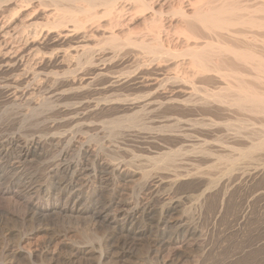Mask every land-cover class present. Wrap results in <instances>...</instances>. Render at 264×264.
<instances>
[{
	"label": "bare ground",
	"instance_id": "1",
	"mask_svg": "<svg viewBox=\"0 0 264 264\" xmlns=\"http://www.w3.org/2000/svg\"><path fill=\"white\" fill-rule=\"evenodd\" d=\"M250 1H253V3H249ZM5 11L10 12L7 19L5 15L2 16ZM0 17L3 18L0 19V75L14 76L15 84L25 83V85H28L25 89L18 91L21 92V97H24L25 94L28 95L26 100L33 97L34 91L47 88L48 92L46 89L47 94L45 96H48L43 97L40 102L42 105H36L38 106L36 110L39 107H45L43 102H45V105L48 102V107L52 103H60L59 100L62 101L68 94L73 93L75 96L72 97L74 102L67 107L64 106L65 108L62 107L65 109V114L61 112L67 115L69 122L81 121L80 123H82L91 118L88 114L100 115L103 114L101 112L120 108L119 110L125 113V115L123 114L124 117L122 116L124 121L127 122L125 125L131 127L135 125L133 123L138 122V117L141 116L140 119H142V115H146V112L166 109L167 111H173L172 114L174 112L178 114L177 116L180 118H174L170 115L177 123L179 121L182 123V118L187 115H195L197 112L204 114V116L205 114L211 116V118L204 120L197 118L185 119L188 122L183 119L182 121L186 125L188 124L189 126H187L190 129L198 128L201 132L206 130L210 134H216L218 132L217 128L224 127L226 131H229L228 135L231 134V131L233 132L232 139H230L233 140V142H230L233 145L230 147L231 149L228 145L230 151L228 150L229 152H226V154L224 152V154L218 153L215 155V150L208 148V146L201 149L200 146L198 147V154L200 153L199 155L203 156L204 159L207 160L214 156L213 161L211 158L207 160L212 162L205 165L204 168L207 166L205 169H200L202 164L198 166L199 163H197L196 165L199 168H195L197 170H194V172H191L192 168L190 170L185 168V172L178 170L179 162L175 163V165L178 164L177 167L173 165L174 160L175 162L179 161L176 159L181 154L179 150H170L171 152L168 151L162 156L160 155V157L153 160L151 169L142 172L133 170L135 166L132 169H125L127 166L123 169L124 164L119 165L121 162L116 167L105 162L106 165L104 166L103 161L99 162L100 164L97 162L102 169L112 167L111 171H117L123 181L129 182L137 176L134 182L141 180L140 187L147 186L150 188L151 186L154 190L158 186L156 185L157 187L153 188L150 185L153 183H150L151 180H157L156 183L161 184L165 182L170 190L175 189V186L177 187L183 182L201 190L197 197L198 200L200 198L203 200L207 196L215 194L221 202L220 210L233 192H241L243 194L241 200L245 201L247 205L250 204L255 209L257 207L255 204L260 202L263 208L255 211L250 206L253 211L247 210L244 216L251 217L250 214L253 213L256 216L259 213L261 218L264 219V0H0ZM32 84L34 86L31 92L28 88ZM15 88L17 87L15 86ZM17 90L19 89L17 88ZM125 90H144L145 92L142 95L136 94L133 97L118 93V91ZM197 91H202V95L193 97ZM104 92H108V94L109 92L116 93H111V96L106 97H93ZM35 100L37 101V99ZM31 109L33 108L31 107ZM160 111L163 113L165 110ZM167 111L163 114H166ZM176 114L173 116H176ZM165 117L167 115L156 118L157 120H151L153 123L159 124L154 125L156 128L158 126V129H164V127L169 126L167 124H170L167 122L169 119ZM230 117H235V120L232 118L233 123L230 122ZM63 118H66V116H63ZM152 121L149 122L151 126L153 125ZM53 123L48 126L47 131L43 134H34L35 136H31L29 139L25 137L27 140L19 138V134L15 139L11 136L12 139L6 145L7 147H13V150L18 149V157L23 162H30L31 156L34 159L37 153L36 156L45 157L44 144L47 147H57L64 138L65 141L78 143L75 138L67 134V131H65V137H63L65 133L61 131L52 132V129L57 130L53 127ZM90 123L91 120L87 124L90 125ZM149 123L147 124L150 126ZM173 123L171 124L173 125ZM177 123H175L176 126ZM146 125L144 123V127H149ZM180 125L183 126V124ZM176 126L173 128L174 134L167 131L165 134H170V138L179 139L180 141L190 136L186 131L180 133L182 129L184 131V128L179 127V125L181 131L175 132ZM70 128L72 129V127ZM185 129L189 132L187 127ZM69 132L72 131L69 130ZM162 132L164 134L163 130L160 133L162 134ZM221 132L222 130L218 132L219 135L216 134L219 137H215V139L222 137L221 145H223L229 140L225 139L227 141L223 142L225 137L221 136ZM160 135L158 134L159 138L155 136L161 139ZM194 135H191L192 138ZM195 139L197 138L194 137L193 140ZM171 141L173 142V139ZM84 143L81 146L78 143L77 147L80 146L79 149L84 156H92L94 151ZM217 143L220 144V141ZM160 146L163 149L164 146ZM4 148L6 147L0 144V153L3 154ZM196 149L197 147H195V150L193 149L194 152H196ZM57 153H55L57 156L54 157V160L48 162L47 167L49 169L45 175L47 177L43 176L46 178L43 181L36 179L39 182L28 184V186L25 183L20 186L16 179L7 180L5 183L7 188L17 189L18 200L22 201L21 203L28 209L31 208L30 214L32 216L39 213H48L54 215V217H66L84 211L86 213V210H90L93 222L113 225L114 229L119 228L118 231H129L131 230L129 225H132V222L137 218L153 219L155 218L153 214H156L155 224L159 229L167 226V222H169L167 219L178 213L180 205L183 204L182 202L180 204V199H173L174 196L172 195L171 197L160 198L159 206L163 203V207L160 208L161 210L155 208L158 210L156 213L151 203V195L143 196L142 192L145 189H142V195L138 194L137 199L134 198L136 199L135 202H131L128 201V196L126 200L122 197L123 195L114 193L117 188L115 186L114 192L112 191L114 194L110 199H107V201H111L112 206H116L115 214L111 216L109 214L111 205H107V203L106 205L101 204L98 208H93L95 204L93 203L94 196L97 195L99 189H97L98 185L95 186V179V181L92 180L94 182L92 186L87 183L88 178L87 180L84 178L83 184L78 183L79 185L74 181V177L85 173V176H89L93 172L95 173L94 177H98L99 174L96 175V168L93 169L92 164H90L92 168H89L91 166L86 167V164L83 166L81 161L78 163L73 162L74 164L68 162L67 151L59 149ZM69 155L68 157L71 158L72 156ZM91 158L90 160H92ZM77 159L76 161H78ZM93 163L95 162L93 161ZM169 164L170 167H167L171 168L173 166L174 169L170 170L165 167ZM218 166H220L221 176L216 178L217 176H214L212 171L213 168L218 171ZM166 168L170 170L171 175L166 176L162 173ZM69 171L71 175H73L72 173L75 174L64 185H61L60 182H54L57 175ZM100 171L98 170V172ZM106 171L107 175L108 170ZM110 174L112 176V173ZM2 175L5 177L4 174ZM118 175H116L117 178H119ZM3 177L0 175L1 182H4ZM20 178L19 181L23 184L24 181ZM108 179L110 181V178ZM27 181L29 182V180ZM27 181L25 180V182ZM151 188L148 190L150 191ZM165 193L170 196L169 192ZM153 197L156 199V195ZM156 200L158 201V199ZM21 206L23 205L21 204ZM179 212L181 213V211ZM244 216H242V219ZM95 235L94 238L99 240V236ZM168 238L170 239V237ZM17 251L20 253L22 250ZM24 251L22 252L25 256L27 255L26 257L33 255L31 251Z\"/></svg>",
	"mask_w": 264,
	"mask_h": 264
},
{
	"label": "rangeland",
	"instance_id": "2",
	"mask_svg": "<svg viewBox=\"0 0 264 264\" xmlns=\"http://www.w3.org/2000/svg\"><path fill=\"white\" fill-rule=\"evenodd\" d=\"M249 3H253V1H250ZM4 15H5V18L7 19L10 16V12L5 11L4 14H2V16H4ZM0 19H3V18L0 17ZM10 76L5 75V74L0 75V86H1L0 87V141H1V143L0 144L4 145V147H6V148H4L3 154L0 153V157H1L0 158V161H1L0 175L3 177L2 174H4V176H5V177H3L4 182L0 181V190H1L0 191V264L1 263L2 264H4V263H6V264H98V263L99 264H148V263L149 264H151V263L152 264H264V227H263L264 226V219L261 218L259 213H257L256 216L253 213H252V215L250 214L251 217H245L244 216V213L247 210L253 209L256 211V209H258V210L263 209L260 205V202L255 204L257 207L255 206L256 208L254 209V207H252V205H250V204L247 205L245 203V201L243 202V200H241L242 196H243V194L241 192H233L230 195V197H228V200H226L224 202V204L220 210L221 202H220V200H218V198H217V196H215V194H211V195L207 196L208 198L206 197L203 200L201 198L198 200L197 197L200 193L199 191H201V190L199 188L194 187V186H189V185L184 184L182 182L177 187L175 186V189L173 188L172 190H170L168 187V184H165V182L164 183L162 182V183L164 185H167V186H164L163 184H161L159 182L156 183L157 180L156 181L151 180L150 183L151 182H153V183H151L150 185H152L153 188H156L157 186L158 187L156 188L157 190L156 189L154 190L150 186L152 191L151 190L149 191L148 189H150V188L147 186L140 187V185L142 184L141 180L134 182V180L137 178V176L134 177V180H129V182L123 181L122 179H120L121 177H120V175H118L119 173L117 171L116 172L114 170H113V172L111 171L112 167H109L110 168V172H109V168L102 169V167L99 166V164H100L99 162H102V161H103L104 166L109 163L110 166L115 165L114 167H116L117 164H119L121 162L119 165L124 164L122 166L123 169L126 166L127 167L125 169H128V168L132 169L135 166L133 168V170L135 169V170H137V172H142V171L151 169L153 160L157 157H160V155L162 156L164 153H167L170 150H179L181 154H183V153L184 154L183 155L180 154L181 157L179 156L176 158L179 161L176 160L177 162H175V160H174L173 166L175 167L176 165L178 166V164H179L180 166H178V170L180 169V171L185 172L186 171L185 168H187V170H190L192 168L191 172L192 171L194 172V170H197L195 168H197L201 164L202 165H201L200 169H203L204 166L207 165L208 163L211 164V162L213 161L212 158L214 159V156L213 157L211 156L210 158L212 161H207L210 158H208L207 160L204 159L203 156L199 155L200 153L198 154L197 150H199V148L201 149L203 147L207 148V146H208V148H210V149L212 148V150L213 149L215 150V152H216V153L214 152L215 155H217L218 153L224 154V152L226 154V152L230 151L229 148L233 145V143H230V142H233V140H230V139H232V137H231V135L233 133L232 131H231V134L228 135L227 133H229V131H226L224 127L217 128L218 130L216 129L218 132H220L222 130L221 136L225 137L223 142L227 141L225 139L229 140V142L227 141L228 143L226 142L223 145H221L223 138L220 136L221 138H219L217 140L215 139V137H217V138L219 137L217 135H219L220 133L218 134V132H216L217 135L214 133L216 135L215 136L214 134H210V133L206 132V130H203L201 132L200 129H198V128L190 129V127H188L189 125L187 124L188 125L187 126L185 123L187 121L185 119L197 118V119H203L204 120V119H209V117L211 118V116H209L207 114H205V116H204V114L202 115L200 112H197L195 115H187L186 117L182 118L181 119L182 123H180V121H179V123H177V121L175 119L173 120L172 117L180 118L179 116H177L178 114H176L175 112H174V114H172L173 111H171V110L167 111L166 109H157V110H159V112H161V113H162V111H160V110H163V111L165 110L163 113H165L167 111V113H169V114H167V113L166 114H163V113L160 114L159 112H157V110L150 112V113L146 112V115H144L142 113L143 114L142 115L143 120L140 119L141 116L138 117V122L136 121V123H133L137 126L132 125L131 127H129V126L127 127V125H125L127 123L123 119V117H124L123 114L125 115V113L123 111L119 110L120 108L119 109L118 108L117 109H110L106 112H101L103 114H100V115L99 114H92V115L88 114V116H91V118L88 119L89 121L85 120L86 123H84L85 121H83L82 123H80L81 121L80 122H69V120L67 119V115H64L65 114L64 108L67 107L70 103L74 102L73 98L75 96L73 93H70V95L68 94V96H66V98H65L66 100L65 99L62 101L59 100L60 103L57 102L58 104H56V103H52L51 105L49 104L51 107L50 106L47 107L48 102L46 105L44 104L45 102H43V106H45V107L44 108L39 107V109L36 110V108H38V106H36V105H38V104L42 105L40 102L42 101L43 97L48 96V95L45 96L47 94L45 92V90L47 88H45V89L40 88L39 91L38 90L34 91L33 92L34 94H32L33 97L31 95L32 98L30 100L29 99L26 100V97L28 95L25 94L24 97H21L22 96L21 92H18V91H20L21 89L22 90L25 89L26 86L28 87V85H25V83H23L24 85L23 84L17 85L14 83V80H13L15 77L11 76L12 77V79H11ZM6 79H7V81H6ZM15 86L19 90H17V88H15ZM33 86H34L33 84L30 85L28 90H30L32 92ZM10 87H12V88H10ZM16 91H17V93H16ZM46 91L48 92V89ZM144 92H145L144 90H142V91H139V90L138 91H135V90L118 91V93L128 94V95H131L132 97L136 94L142 95ZM111 93H114V92H109V94H108V92L107 93L104 92L102 94H96L93 97H96V96H97L96 98L101 97V96L106 97V96H109ZM18 94H20V95H18ZM196 95L201 96L202 91L195 92L193 97H195ZM37 96H38V98H37ZM35 99H37L38 102ZM13 101H14V103H13ZM64 101L66 102L65 104H64ZM28 102H29V104H28ZM59 105H60V107H59ZM33 106H35V107H33ZM52 106H53V108H52ZM31 107L33 109L35 108L34 110H36L37 112L36 111L34 112L33 109H31ZM62 107H64V108H62ZM111 110H113V111H111ZM38 111H40V112L38 113ZM61 112H63L64 114ZM59 114H61V115H59ZM175 114H176V116H173ZM164 115H167V117H165V118L169 119V120H167V122L170 123V124H167V125H169V126H167L169 128L164 127V129L163 128L158 129V126L156 128V126H154V125H159V124H157V123L155 124V122L153 123L152 120L153 119L157 120L158 118H160L161 116L163 117ZM63 116L64 117L66 116V118H63ZM119 117L121 118V121H120ZM118 118H119V120H118ZM230 118H228V119H230ZM232 118H234V120H235V117H232ZM232 118L230 119L231 121L229 120L231 123L234 122V120ZM66 119H67V121H66ZM139 119H140V121H139ZM183 119L185 120V122L182 121ZM90 120H91V123H90L91 126L89 124H87L90 122ZM170 120L171 121L173 120V121L171 122ZM224 120H222V121H224ZM232 120H233V122H232ZM54 121H55V123H53ZM151 121L153 124L152 126L149 123ZM205 121H207V120H205ZM218 121H220V120H218ZM52 123L54 125L53 127L57 128V130L52 129V132L61 131V132L65 133L63 136V137H65V135H66L65 131H67V134L69 136L75 138V140L78 141L80 146H81V144H83L85 142L86 144L84 143V145L90 147L91 150L94 151V152H92L94 156L93 155L90 156V157H92L91 158L92 160H90L89 156L86 157L81 153V150L79 149L80 146L77 147V145H79L78 143L70 142L68 140L65 141V138L64 139L62 138L63 140L61 141L60 145H58L57 147L56 146L55 147L54 146H52V147L48 146L47 147L44 144L43 149H45V157L44 156L38 157V156H36L38 154L37 153L34 156V159H33V156H31L32 158L30 157L31 159H33V160L30 159V162L29 161L23 162L21 159H19L18 149L15 148V150H13L14 149L13 147H9V146L7 147L6 144H7V142H9L10 139H12L11 136H13V138L15 139L16 137H18V134H19V138H22V140H27V139H25V137H27L29 139L31 136L40 135V133L43 134L45 131H47L48 126L51 125ZM74 123L77 127L78 126L79 127L77 128L74 125ZM144 123H145V125L147 123H149L150 126L147 124L146 126H149V127H144ZM171 123H173V125ZM175 123H177V126ZM58 124H60V125H58ZM72 124H73V126H72ZM139 124H140V126H138ZM180 124H183V126ZM184 124L186 125L187 129H189V132H188V130L185 129L186 127ZM178 125H179V127L182 126L181 128H184V131H183V129L181 131V128H179ZM175 126L177 127V128H175V130H176L175 132L181 131L180 133H185V131H186V133H189L190 136L194 135V134L196 135L198 133L196 136L194 135V137L197 139L193 140L194 137L192 138V136L191 137L189 136V137L185 138V140L181 139V141H183V142H181L179 139L174 140V138L171 137L173 139V142H172L171 141L172 139L170 138L169 135L174 134L173 128ZM63 127H64V129H63ZM70 127H72L73 130ZM149 128H151V129H149ZM152 129H153V131H152ZM69 130L72 132L70 133ZM150 130H151V132H150ZM162 130L164 131V134H163V132H162V134L160 133ZM172 130H173V133H172ZM77 131H79V132H77ZM166 131L171 132V133L169 135H166L167 134V133L165 134ZM194 131H195V133H194ZM200 132H201V135L199 134ZM83 133L87 134L88 136L83 134ZM149 133H150L151 137L149 136ZM152 133H155V134L152 135ZM20 134H21V137H20ZM121 134H123V135H121ZM146 134H148V135H146ZM158 134L159 135L161 134L160 138L162 137L161 138L162 140L158 139L159 138ZM152 136H155V137H152ZM167 136H169V137H167ZM197 136H199V137H197ZM163 137L165 138V140ZM166 138L169 140L171 139V140L169 141ZM189 138H191V139L189 140ZM1 139H3V140H1ZM186 141H187V143H186ZM216 141L217 142L220 141V144L217 143ZM68 142H70V143H68ZM162 143H164L165 145ZM190 143H193V144H190ZM160 145L164 146L163 149L161 148ZM190 145H192V146H190ZM228 145H229V148H228ZM61 146H62V148H60ZM64 146H65V148H64ZM194 146L197 147V149H196L197 153L194 152V150H195ZM223 146H225L224 149H223ZM180 148H181V150H180ZM59 149L67 151L68 162L78 163L81 161V163L83 162L82 163L83 166L86 164L85 166L89 167V166H91L90 164H92L93 169L96 168L95 169L97 171L96 175L99 174L98 177L96 176V178H95L94 177L95 173H93V172L90 173L89 176L88 175L85 176L86 175V173H85L83 175H78L77 177H74V181H75V183L77 182L76 184H78V183L83 184V181L85 179L87 180V178H88L87 183H89V185H91V186L94 185L93 181H95V180L100 181V182L95 181V186L98 185L99 187L97 186V189L98 188L99 189H98L97 195L94 196V202L93 203H95V204L93 205V208L94 207L98 208L101 206V204L106 205V203H107V205L108 204L111 205L110 206V209H111L110 212L111 211L112 212L111 213L109 212V214L111 216H114V214H115L114 210L116 211V208H115L116 206H114V205L112 206V204H110L111 201L110 200L107 201V199H110L112 197V194H114V193H118L121 196L123 195L122 197H124V198H126L128 196L127 197L129 199L128 201L135 202V200L137 199L136 197H138L139 195H142L141 194L142 189L143 190L145 189L144 192H142L143 196H148V195L150 196L151 195L150 197L152 198L151 199L152 202L151 201L150 202L152 203V206L154 207V208L153 207L152 208L156 211V213L158 212V210H161L160 209L161 207H163L162 206L163 203H161V205L159 206V204L161 202L160 198H167V197H171V195H172L175 197V198L172 197L173 199H176V198L180 199V204H181V202L183 204L180 205V207L178 209V213L173 214V216H171L167 219V220H169V222H167V226L160 227L159 229H157L156 224H155L156 220H157L156 214H153L154 215L153 217H155V218L152 217L153 219H151V218L146 219V218H140V217L137 218L136 220H134L132 222V225L131 224L129 225V227L131 228V230H129V231H123V230L118 231L119 228L115 227L116 229H114L113 225L109 226V224L97 223L95 221H94L95 222L94 223L92 221L91 214L89 212L90 210H86V213L84 211V212H80V214H76V215L72 214V215H70L71 217L70 216H66V217L65 216L64 217L63 216L62 217L55 216L54 217V215H50L48 213L47 214L39 213V214H35L34 216H32L30 214L31 208L29 207L30 209H28V207H25V205L23 203H21L22 201L18 200L17 193H16L17 189L16 188H7L6 187L7 184H5V183L7 180L11 181V180L16 179V181L20 184V186L24 185V183L26 186H28V184L29 185L35 184L38 180L43 181L44 179H46L44 177H47L45 175L47 174V170L49 169V167H47V164L49 161L54 160V157L57 156L56 154H58L57 152L59 151ZM75 149H77L78 151ZM69 153H70V155H69ZM52 154H54V155H52ZM196 154H198V155H196ZM68 155L70 157L71 156L72 157L69 158ZM198 157H200V158H198ZM80 158H82V159L80 160ZM178 158H180V159H178ZM194 158H195V160H194ZM202 158H203V161H202ZM8 159H9V161H8ZM76 159L78 161H76ZM89 161H92V162L90 163ZM93 161L96 164L93 163ZM205 161H207V162H205ZM97 162L99 164H97ZM168 163H170V162H168ZM175 163H178V164L175 165ZM197 163H199L198 166L196 165ZM170 164L166 165L165 167H167V166L170 167ZM172 164H173V161H172ZM3 165H5V166H3ZM130 165H131V167H130ZM195 165H196V167H195ZM92 166L89 168H92ZM173 166L171 168H169V167H167V168H169L171 170V169H174ZM2 167H4V168L2 169ZM167 168H166V170H163L162 173L165 174L166 176H169V175H171V173H170V170H167ZM217 168H218V171L215 170L216 168H213L214 170L212 171V173L214 176L215 175L217 176L216 178H219L221 176V172H219L220 166H218ZM98 170H101V171L98 172ZM106 170H108L107 175H106V173H107ZM105 171H106V173H105ZM103 173H105V174H103ZM110 173H112V176L118 180L114 179ZM72 174L74 175L75 173H72ZM101 174H103V175L101 176ZM11 175L13 176V178H11L12 177ZM73 175H71L70 171L67 173L62 172L56 176V179H54V182H57V183L60 182L61 185H64L66 183V181L69 180L71 178V176H73ZM92 175H93V177H92ZM116 175H118L119 178H117ZM165 175H162V176H165ZM25 176H27V177H25ZM99 176H101L100 178H102V177L103 178L100 179ZM105 176H106L107 180L105 179ZM107 176H110V177H107ZM19 177H21L20 180L23 179L22 180V181H24L23 184L21 183V181H19ZM111 177L113 178V180ZM108 178H110V181H108L109 180ZM36 179H38V180H36ZM25 180L26 181L29 180V182L28 181L25 182ZM89 180H91V181L93 180V181L91 182ZM101 180H102V183H101ZM104 180H106V181H104ZM3 183L5 184V186ZM97 183H99V184H97ZM104 184L108 185V186L106 187ZM162 186H163V188H162ZM159 187H161V188H159ZM167 190H169V191H167ZM112 191L114 193H112ZM175 191H176V194H175ZM146 192H147V194H146ZM151 192H152V194H151ZM162 192H164V193H162ZM165 192H169L170 196L167 195V193H165ZM162 194H165V195L162 196ZM108 195H110V196L108 197ZM155 195H156L155 198L158 199V201L156 199H154L153 196H155ZM95 198H96V200H95ZM127 198H126V200H127ZM134 198H136V199H134ZM132 199H134V200H132ZM99 202H101V203H99ZM21 204L23 206H21ZM250 206L252 207V209H250L251 208ZM258 206H260V207H258ZM155 208H159V209L156 210ZM219 210H220V212H219ZM179 211H181V213ZM238 216H240V217L237 218ZM242 216H244L243 219H242ZM162 228H164V229H162ZM95 234H97V236H99L98 237V238H100L99 240L94 238V236H96ZM168 237H170V239ZM171 238H172V240H171ZM150 249H152L153 251ZM17 250H20V251L25 250L24 252H27V250H28V251L33 252V255L30 257L29 256L26 257L27 255L25 256V254L22 251L19 253V251H17ZM14 252H16V253H14ZM99 252L102 255H100ZM10 254L12 257L9 256ZM99 256H101V257H99Z\"/></svg>",
	"mask_w": 264,
	"mask_h": 264
}]
</instances>
